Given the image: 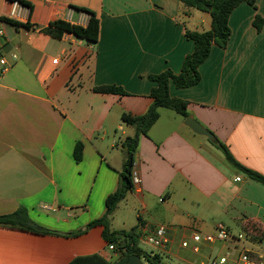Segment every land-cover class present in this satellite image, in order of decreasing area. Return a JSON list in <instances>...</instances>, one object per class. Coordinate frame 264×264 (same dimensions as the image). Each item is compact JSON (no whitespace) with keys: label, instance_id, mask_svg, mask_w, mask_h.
Instances as JSON below:
<instances>
[{"label":"crops","instance_id":"0c3cea01","mask_svg":"<svg viewBox=\"0 0 264 264\" xmlns=\"http://www.w3.org/2000/svg\"><path fill=\"white\" fill-rule=\"evenodd\" d=\"M25 1L32 10L18 22L31 28L7 23L11 0H0V56L8 62L0 65V217L24 209L48 233L0 225V264H111L118 253L108 249L104 225H89L106 216V200L118 190L124 168L121 143L135 134L121 116L147 112L156 86L149 76L179 74L194 51L187 30L209 31L211 16L178 0ZM74 8L96 15V43L38 29L58 19L86 26L88 15ZM256 16L263 20L260 31ZM229 26L226 47L214 45L200 66V82L182 89L171 83L170 96L188 102V117L242 166L264 176V0L242 2ZM101 86L126 95L96 92ZM185 121L160 108L140 137L133 169L140 184L109 217L111 231L135 229L144 250L146 237L164 226L168 246H150L160 264H201L214 245L193 254L182 241L194 232L214 234L219 223L245 238L253 225L261 240L249 237L246 244L264 253V185ZM220 245L224 252L231 248Z\"/></svg>","mask_w":264,"mask_h":264},{"label":"trees","instance_id":"16d2710c","mask_svg":"<svg viewBox=\"0 0 264 264\" xmlns=\"http://www.w3.org/2000/svg\"><path fill=\"white\" fill-rule=\"evenodd\" d=\"M178 1L186 9H195L209 13L211 16V29L206 32L187 30L186 36L188 39L193 41L194 51L186 56L180 73L175 74L171 70H166L157 75H150L149 79L156 83V86L151 91L150 96L153 99V102L147 112L141 116H133L129 113H123L121 116L122 123L126 126L133 127L135 129V134L132 137H127L121 143V149L125 157L124 168L121 174L118 190L114 194L110 195L106 200V216L103 219L97 220L89 225V227L104 225V238L107 241L108 246L113 245L115 248L114 252L118 253V258L111 264H127V261L132 255H138L141 258H145L150 264H160L161 257L159 255L149 254L138 245V234L135 229L131 231H111L109 227V217L114 213L118 205L125 199L127 193L134 190L132 173L135 164L136 152L139 146V140L142 135L148 134L149 129L158 119L159 109L166 108L173 110L184 118L189 116L188 102L172 98L169 91L170 84L173 83L175 87L182 89L193 87L200 82V66L208 59L214 45L226 47L231 35L229 26L230 15L236 7L246 0ZM19 2L23 6L32 10L30 3L25 0H19ZM209 7H211V10H209ZM74 9L88 15L89 20L86 26L58 19L52 21L49 26L38 29L57 39L63 38L65 34H73L80 39L96 43L99 37V20L96 15L86 8ZM4 20L16 27H32L29 22L22 24L10 18H6ZM254 25L257 30L260 31L262 29L263 20L259 16H256ZM95 91L103 94L126 95V92L122 88L116 86H101L95 88ZM214 144L224 151L228 161H230L234 166L242 170L250 179L264 185L263 175L242 166L234 159L226 145L223 143L216 140L214 141ZM82 149L83 147L80 143H78L74 149V159L77 163L82 160ZM0 225L18 227L39 233H48L47 230L35 227L28 218L24 209H21L14 214L0 217ZM245 230L252 240H261V234L257 230L256 226H246ZM124 242L125 244L123 245Z\"/></svg>","mask_w":264,"mask_h":264},{"label":"built area","instance_id":"2783aa9c","mask_svg":"<svg viewBox=\"0 0 264 264\" xmlns=\"http://www.w3.org/2000/svg\"><path fill=\"white\" fill-rule=\"evenodd\" d=\"M27 7L23 6L19 0L10 2V19L18 21L24 19ZM0 36H4V31L0 29ZM0 65L7 66L8 62L0 56ZM133 185L137 187L140 184L138 174L133 170L132 173ZM236 181L240 182L241 177ZM245 238L233 235L222 223L216 225L214 234H203L194 232L189 239L181 242V248L189 250L193 254H199L204 245H214L216 243H230L231 248H228L223 254L208 256L205 262L201 264H264V253L255 250L246 244ZM146 242L155 250H165L170 243L168 230L164 226L156 228L149 236L146 237ZM108 249L114 251L113 245H109ZM154 255V254H153Z\"/></svg>","mask_w":264,"mask_h":264},{"label":"water","instance_id":"95a60500","mask_svg":"<svg viewBox=\"0 0 264 264\" xmlns=\"http://www.w3.org/2000/svg\"><path fill=\"white\" fill-rule=\"evenodd\" d=\"M209 10H211V7H209ZM185 124L193 130L196 134L206 136L211 142L215 141L214 135L204 128L202 125H200L196 120H194L191 117H187ZM125 242L123 243V245ZM127 264H142L141 257L138 255H132L129 260L127 261Z\"/></svg>","mask_w":264,"mask_h":264},{"label":"rangeland","instance_id":"374dc122","mask_svg":"<svg viewBox=\"0 0 264 264\" xmlns=\"http://www.w3.org/2000/svg\"><path fill=\"white\" fill-rule=\"evenodd\" d=\"M142 247L149 254L153 255L155 253L154 251H152V248L150 247V245L148 246V245L143 243ZM223 253H224V251H222V247H221L220 243L214 244L212 255L216 256V255H221ZM162 262H163V264H182L177 259H172V260H168V261L166 259H164V261H162ZM142 263L143 264H150L145 258H142Z\"/></svg>","mask_w":264,"mask_h":264}]
</instances>
